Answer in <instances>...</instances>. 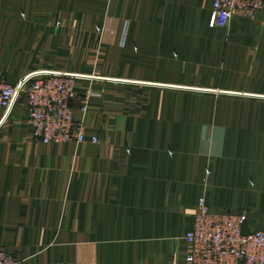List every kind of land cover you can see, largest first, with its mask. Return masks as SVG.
<instances>
[{
    "label": "crops",
    "instance_id": "0c3cea01",
    "mask_svg": "<svg viewBox=\"0 0 264 264\" xmlns=\"http://www.w3.org/2000/svg\"><path fill=\"white\" fill-rule=\"evenodd\" d=\"M213 2L0 0V72L16 84L81 71L71 105L100 138L38 142L25 96L0 108V246L20 264H186L202 198L264 231V12L211 27ZM91 55L109 66H86ZM90 87L141 89L143 107L105 95L83 116ZM212 101L253 124L183 132L192 103Z\"/></svg>",
    "mask_w": 264,
    "mask_h": 264
},
{
    "label": "built area",
    "instance_id": "2783aa9c",
    "mask_svg": "<svg viewBox=\"0 0 264 264\" xmlns=\"http://www.w3.org/2000/svg\"><path fill=\"white\" fill-rule=\"evenodd\" d=\"M258 12H264V0H214L210 26L226 27L233 16L254 18ZM82 77L61 71H40L12 84L0 72V108L7 117L25 96L28 121L36 141L99 143L98 136L86 132L83 120L76 119L71 105L76 82ZM82 112H86L85 107ZM247 224L246 212H216L202 198L194 226L185 236L186 264H264V231L249 230ZM16 263L13 256L0 248V264Z\"/></svg>",
    "mask_w": 264,
    "mask_h": 264
},
{
    "label": "rangeland",
    "instance_id": "374dc122",
    "mask_svg": "<svg viewBox=\"0 0 264 264\" xmlns=\"http://www.w3.org/2000/svg\"><path fill=\"white\" fill-rule=\"evenodd\" d=\"M230 24L228 25V27L226 26V28H229ZM108 58V59H107ZM86 66H103V67H108L109 66V56H102V55H91V56H85V60H84ZM91 72V71H90ZM67 73H73V72H67ZM77 73H81V71L79 72H74V74ZM93 73H110L107 72L106 70H101V71H95V72H91ZM128 72L122 71V70H116L113 71V74L115 75H122L125 76ZM76 86H77V82H76ZM76 89V87H75ZM141 91V89H139ZM138 89H133V91L131 92L129 89H126L124 87H113L112 89L109 87H102V88H88L85 93H84V97L82 99L83 105L80 107V110L82 112L83 108H86V112L83 113V116H85V114H87L88 110H89V102H91V100L93 98H101L105 95H108L110 98H107V101L110 103V99L113 100L111 106L114 109H118L120 108L122 109H127L129 110V108L127 107V105H130L129 102H134L133 106H137V104H139V108H142L143 106V100H141L142 98V93L139 91ZM76 92V91H75ZM145 96H150V98L155 99V101L158 100V96L153 92V91H146L144 92V97ZM186 104H183V110L185 108ZM192 106H194V112L193 114L198 115V120L196 119H183V132H187V130H189V128H191L196 122H199L201 124H208L209 122L211 124H216V125H220V126H229V125H240V126H245V125H252L253 124V119L252 118H240L239 115V106L237 104V102H227V103H217L215 101L212 102H208V103H203V102H198V103H192ZM249 109H251V105H246V111H248ZM204 114H208L209 118H203L202 116ZM246 114H252V113H246ZM84 122V119H82ZM97 136V135H96ZM184 137V136H183ZM100 140V138H99ZM100 142V141H99ZM205 199V198H204ZM0 248L2 250H4L6 253L10 254L11 256H13L17 263L16 264H20L19 260L11 253L7 252L4 248H2L0 246Z\"/></svg>",
    "mask_w": 264,
    "mask_h": 264
}]
</instances>
